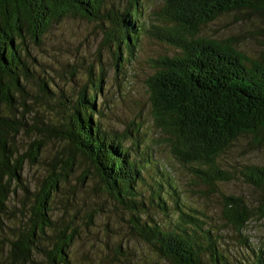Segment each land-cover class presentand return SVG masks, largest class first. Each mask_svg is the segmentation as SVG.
I'll return each mask as SVG.
<instances>
[{
	"label": "trees",
	"instance_id": "obj_1",
	"mask_svg": "<svg viewBox=\"0 0 264 264\" xmlns=\"http://www.w3.org/2000/svg\"><path fill=\"white\" fill-rule=\"evenodd\" d=\"M143 1L133 0L123 12L112 14L106 11V0H0V228L4 216H9L7 203L16 186L31 191L22 176L26 157L38 161L45 145L38 138L29 152L21 153L20 132L31 127L56 135L67 150L58 164L50 162L51 170L32 192L33 212L15 224L4 264H74L70 248L78 230L72 219L62 225L53 220L50 211L62 181L77 167L75 152L90 161L103 183L101 190L114 199L119 212L127 215L133 236L154 255L171 264H264V238L254 246L243 237L252 260L230 256L222 246V232L191 212L196 209L184 202L177 181L153 158V150L145 160L137 157L140 148L144 151L136 136L139 124L118 134L102 123L103 109L97 107L96 97L103 93V65L98 70L91 66L82 87L68 92L26 41L29 35L41 42L55 22L79 14L111 21L102 24L104 43L115 56L117 70L130 61L125 54L134 52L143 32L176 47L173 55L152 59L155 70L146 79L160 142L200 180L206 195L218 193L221 182L239 177L263 192L257 199L221 194L224 223L242 234L253 218H264V164L246 162L229 168L220 157L241 136H250L254 145L264 142V57L252 58L233 39L211 37L201 30L232 11H250L264 20V0H164L155 13L159 21L150 24L141 20ZM126 137L131 144L125 143ZM150 163L157 170L146 192L144 170ZM85 177L86 173L82 183ZM151 208L171 216L168 224L152 215ZM94 216L91 211L88 222ZM115 247L117 254L127 256V264H140L122 253L121 243Z\"/></svg>",
	"mask_w": 264,
	"mask_h": 264
},
{
	"label": "rangeland",
	"instance_id": "obj_2",
	"mask_svg": "<svg viewBox=\"0 0 264 264\" xmlns=\"http://www.w3.org/2000/svg\"><path fill=\"white\" fill-rule=\"evenodd\" d=\"M142 2V0H139ZM164 0H145L139 4L141 20L146 24L158 22L156 11ZM133 4V0H106V11L120 14ZM115 17V15L113 16ZM158 20V21H157ZM110 25V20L89 19L79 14H70L55 22L50 31L35 43L28 35L26 41L30 51L35 54L56 82L68 92L77 90L84 84L87 73L92 66L98 70L104 66L106 76L103 93L97 94L98 108L103 109L102 123L113 133L122 134L127 128H134L139 124V135L142 148L137 157L149 158L151 149L153 158L159 160L174 176L180 187L183 200L195 208L191 211L210 222L222 232V246L234 258L250 257L251 250L243 241L249 237V242L258 246L264 238V218H253L243 229L242 234L232 226L224 223L221 212V194H242L247 198H261L263 192L239 177L221 182L219 192L214 195L202 192L200 180L196 178L181 162L170 153L169 148L160 142L161 131L154 123L150 101V91L146 79L155 70L152 59L158 56L177 52V48L166 40H162L148 33H141L132 54H125L130 61L125 63L123 70H117L116 59L111 50L104 43L105 31L102 26ZM202 34L218 38H231L238 48L245 51L250 57H264V20L259 14L250 11H232L221 15L216 20L204 25ZM73 64V66H69ZM29 122L33 121L32 114ZM43 138L45 145L40 150L38 161L32 162L26 154L22 176L24 184L31 190L28 192L17 185L11 193L7 203L9 216H4L3 228H0V264L6 262L8 253L7 239L12 235L15 224L21 218H27L35 203L33 191L40 186L51 164L59 163L60 157H66L64 141L53 134H42L29 127L18 135V146L21 153L29 152L33 140ZM158 138V143L155 140ZM133 140L126 137L125 143ZM154 147V149L152 148ZM76 169L70 171L62 181L60 190L56 193L55 201L51 205V217L61 222V225L73 220L77 228V237L70 248V256L74 264H127V256L117 254L115 246L122 244L125 255L132 259H139L140 264H171L163 258L154 255L150 247L141 239L136 238L130 231L129 222L125 213L119 212L110 195L101 190L103 183L99 180L90 161L80 153L75 152ZM55 158V159H54ZM225 167H235L242 163L264 164V142L254 145L250 136H241L220 157ZM157 166L150 163L145 167L147 176L145 191L149 184H153L151 174ZM87 174L82 183L83 174ZM103 209H95L96 207ZM95 213L92 222L89 213ZM150 213L159 221L168 224L171 216L159 209L151 208ZM172 212H170L171 214ZM176 217V213L172 218ZM18 226V225H17ZM16 226V227H17ZM52 231V230H50Z\"/></svg>",
	"mask_w": 264,
	"mask_h": 264
}]
</instances>
